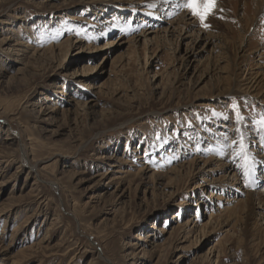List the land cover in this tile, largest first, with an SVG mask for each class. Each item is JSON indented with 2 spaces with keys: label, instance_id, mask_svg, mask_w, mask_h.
Wrapping results in <instances>:
<instances>
[{
  "label": "rangeland",
  "instance_id": "obj_1",
  "mask_svg": "<svg viewBox=\"0 0 264 264\" xmlns=\"http://www.w3.org/2000/svg\"><path fill=\"white\" fill-rule=\"evenodd\" d=\"M252 1L216 0L205 28L186 0H0V264H264L242 194L188 167L237 161L240 186L264 187ZM184 15L219 50L148 34Z\"/></svg>",
  "mask_w": 264,
  "mask_h": 264
},
{
  "label": "bare ground",
  "instance_id": "obj_2",
  "mask_svg": "<svg viewBox=\"0 0 264 264\" xmlns=\"http://www.w3.org/2000/svg\"><path fill=\"white\" fill-rule=\"evenodd\" d=\"M176 1L177 2L174 3V6H172L170 8V10L181 8L183 6L184 0H176ZM179 2H181V3L179 4ZM186 2H187V0H186ZM253 2H257V1H255V0L252 1V4H253ZM257 5H258V3H257ZM183 12H185V11H183ZM170 18H167V19H170ZM195 22H190L189 19H186L185 15L183 17L179 16V18L176 19V20H171V21L164 20L163 23L164 24H168L169 26L165 27L164 29H162L160 31H156V32L149 31L148 34H155L156 37H158L159 35L164 34V37H168V36H173L175 34V32H177V30H179V36H182L183 33H184L185 36L187 35L186 38H191L192 34L193 35L195 34V36H194V37H196L195 42H197L199 38H202L201 40H203L206 43L207 46H211V50H213L215 48L219 50V46L218 47L216 46L218 42L215 44L216 40L210 35V33H208L207 31H205L203 29H201V30L195 29V27H196L195 25H197ZM141 36L145 37V35H141ZM244 41H245V38L243 37V42ZM126 44H127V42H126ZM15 46L18 47V46H20V44H16ZM8 52L17 53V58L18 59H19V57L22 56V55L18 54V53H21V52L16 50L15 47L12 50H9ZM259 61H260V59L257 62H259ZM259 68H261V67H259ZM260 73L258 72L257 74H255L256 77L257 76H259V77H263L264 76V72L261 73V74ZM69 102L76 103V101H74L73 99L70 100ZM55 110L56 109L54 108L52 112H54ZM236 148L237 147L234 146V150ZM20 150H21V153H22V161H21L22 164L28 163L27 159H26V154L24 152L25 150H24L23 146L20 147ZM200 162L202 163V165L200 164ZM258 162H256V164ZM188 165H189L188 167H190L192 170L195 171L194 176L196 175V177H201L202 178V183H204V184H202L199 187L200 189L201 188H207V187L211 188L212 187V188H217V189L219 188V189H222V190L228 191V192L231 191V190H235V191L237 190L238 192H240V194H242V196L244 197L243 199H245L244 202L248 205V214L245 217V220L247 221V222L245 221L246 222L245 223V225H246L245 228L247 229V231L252 230L254 228H258V227H260L261 225L264 224V223L261 222L262 220H264V187H263V189L260 192L256 193L255 191L250 189L247 185L246 186L245 185L244 186L243 185L240 186V184H238V178L236 177V174H235V171L236 172L239 171V169H238L239 162L237 164V161L230 160V161L225 162V163H218V162L213 161L212 159L211 160H205V161H201L199 159L198 160L194 159V160L190 161ZM234 165H236V170L234 169L235 168ZM27 166L30 169V171H35L36 168H37L36 164H30L29 163V164H27ZM110 167L115 168L114 164L111 165ZM254 168H256V167H254ZM214 172H220L221 173L220 177H218L216 179L212 178L213 177L212 175H213ZM253 172H256L254 174L257 175L258 179L259 178L260 179L264 178V165L261 167V172H259V170H258V172L256 170H254ZM118 174H123V173H118ZM260 182H264V179L260 180ZM235 183H237V186H239L237 189H235L236 186L233 187V184H235ZM196 188H198V187H196ZM232 195H235V193H232ZM214 197H216V201H223V203L225 202V204H229V203L233 202V199H228L227 200V199H224L222 196H219V195L217 196V195H214V194L208 195L207 199H211V198H214ZM199 202L200 201H198L197 204H199ZM218 209H219V207H218ZM225 209H227V208H225ZM223 211H224V207H223ZM161 232L164 233V231H161Z\"/></svg>",
  "mask_w": 264,
  "mask_h": 264
},
{
  "label": "snow or ice",
  "instance_id": "obj_3",
  "mask_svg": "<svg viewBox=\"0 0 264 264\" xmlns=\"http://www.w3.org/2000/svg\"><path fill=\"white\" fill-rule=\"evenodd\" d=\"M184 6L192 16L199 19L203 27L208 28L210 26L207 20L215 10L216 0H187ZM260 124L264 127V119L260 121Z\"/></svg>",
  "mask_w": 264,
  "mask_h": 264
}]
</instances>
